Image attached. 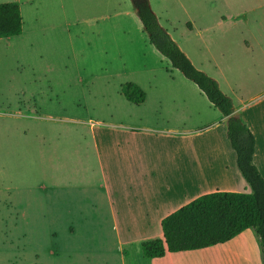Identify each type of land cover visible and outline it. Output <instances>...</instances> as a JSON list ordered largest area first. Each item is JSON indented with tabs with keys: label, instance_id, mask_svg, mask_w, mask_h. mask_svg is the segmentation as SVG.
Here are the masks:
<instances>
[{
	"label": "rangeland",
	"instance_id": "1",
	"mask_svg": "<svg viewBox=\"0 0 264 264\" xmlns=\"http://www.w3.org/2000/svg\"><path fill=\"white\" fill-rule=\"evenodd\" d=\"M149 1L173 39L202 60L203 40L188 27L194 9L177 0ZM7 2L21 4L23 33L0 39V264H139L138 248L124 257L106 230L77 224L69 231L57 221L51 232L27 223L46 209L32 187L42 194L53 170L60 183L76 188L99 179L87 131L92 124L188 126L211 119L217 109L203 95L204 102H184L193 91L179 81L195 85L150 44L132 0H0ZM127 82L145 90L143 104L121 94ZM44 134L53 145L51 167ZM75 192L66 205L84 203L79 196L85 194Z\"/></svg>",
	"mask_w": 264,
	"mask_h": 264
},
{
	"label": "crops",
	"instance_id": "2",
	"mask_svg": "<svg viewBox=\"0 0 264 264\" xmlns=\"http://www.w3.org/2000/svg\"><path fill=\"white\" fill-rule=\"evenodd\" d=\"M177 1L194 9L188 12V27L203 40V59H195L180 47L232 98L234 114H241L254 135V163L264 177V0ZM179 84L193 91L192 96H183L184 102H204L203 96L207 99L194 83L196 88L182 81ZM217 111L211 119L209 116L188 126L169 121L145 124L110 120L103 125L92 124L87 131L99 179L76 188L60 183L55 170L48 171L42 194L32 187L34 195L43 198L46 209L40 219L34 215L27 223L46 225L51 232L57 221H64L69 231L77 230V224L106 230L124 257L130 247L138 248L142 255L139 264H263L260 238L254 229L223 244L168 252L159 258L143 257L142 242L163 237L162 220L169 214L208 193L249 192L226 137V117ZM46 134L42 137L49 145L44 149V159L51 167L53 145ZM72 192L84 193V198L79 196L84 203L66 205Z\"/></svg>",
	"mask_w": 264,
	"mask_h": 264
},
{
	"label": "trees",
	"instance_id": "3",
	"mask_svg": "<svg viewBox=\"0 0 264 264\" xmlns=\"http://www.w3.org/2000/svg\"><path fill=\"white\" fill-rule=\"evenodd\" d=\"M149 42L167 58L185 78L192 81L209 102L226 117V137L236 154L238 170L249 192L217 191L202 195L162 220V238L143 241L145 259L203 249L226 243L248 229L260 238L264 264V177L254 163L255 138L241 114H234L231 97L217 80L195 66L172 38L152 9L149 0L134 1ZM23 18L19 2L0 4V39L20 36ZM121 94L134 104L147 99L145 90L134 82L121 86Z\"/></svg>",
	"mask_w": 264,
	"mask_h": 264
},
{
	"label": "water",
	"instance_id": "4",
	"mask_svg": "<svg viewBox=\"0 0 264 264\" xmlns=\"http://www.w3.org/2000/svg\"><path fill=\"white\" fill-rule=\"evenodd\" d=\"M133 2L135 1V0H132ZM137 1H141V0H137Z\"/></svg>",
	"mask_w": 264,
	"mask_h": 264
}]
</instances>
